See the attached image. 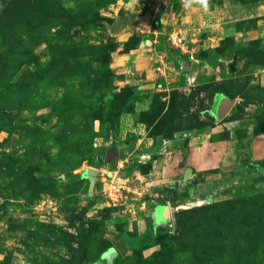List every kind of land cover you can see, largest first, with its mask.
<instances>
[{"label": "rangeland", "instance_id": "obj_1", "mask_svg": "<svg viewBox=\"0 0 264 264\" xmlns=\"http://www.w3.org/2000/svg\"><path fill=\"white\" fill-rule=\"evenodd\" d=\"M220 2L0 0V264H264V86L209 75L197 6ZM236 119L197 170V133Z\"/></svg>", "mask_w": 264, "mask_h": 264}, {"label": "crops", "instance_id": "obj_2", "mask_svg": "<svg viewBox=\"0 0 264 264\" xmlns=\"http://www.w3.org/2000/svg\"><path fill=\"white\" fill-rule=\"evenodd\" d=\"M197 20H199L197 24L201 26L197 30L198 33L202 34L203 31H206L210 51L215 52L212 53L213 58L219 61L215 68L214 65L210 64V76H215L216 81H222L241 72L243 76L250 78L254 76V78L261 79L264 86V65L248 64L243 57L217 53V49L229 39L233 41L234 45L241 46H249L253 42H257L261 46L260 49L264 51V0H221L219 5L213 4L210 8L201 4L197 6ZM199 35L197 41L201 42V36ZM236 58L239 62L233 68L232 64ZM218 99L227 100L228 98L223 94H219L215 102ZM241 123H244V119H236L232 123H222L220 121L216 123L215 127L197 133V140L200 142V148H197V170L200 171L212 165L213 167H221L229 161L232 156L231 142L235 140L233 139L235 138L234 135L230 134L229 140L217 142H212L211 137L222 133L224 130L231 133L233 128L243 127ZM248 132L249 135L250 131ZM198 141L197 143H199ZM252 141L254 142L251 147L253 158L260 160L264 157V135L254 137Z\"/></svg>", "mask_w": 264, "mask_h": 264}, {"label": "trees", "instance_id": "obj_3", "mask_svg": "<svg viewBox=\"0 0 264 264\" xmlns=\"http://www.w3.org/2000/svg\"><path fill=\"white\" fill-rule=\"evenodd\" d=\"M226 42V41H225ZM224 42V43H225ZM232 42V41H231ZM250 49V50H249ZM248 50L245 51V55L243 58H245L247 60L248 64H258V65H264V61L260 60L258 55L262 52L263 54V50L260 49V46L258 45L257 42H253L250 45V48ZM256 53V55H255ZM231 100H233L232 98H230ZM105 159H103L102 157H97L95 160V165L99 166L103 163H105Z\"/></svg>", "mask_w": 264, "mask_h": 264}, {"label": "water", "instance_id": "obj_4", "mask_svg": "<svg viewBox=\"0 0 264 264\" xmlns=\"http://www.w3.org/2000/svg\"><path fill=\"white\" fill-rule=\"evenodd\" d=\"M232 105H233V103L229 99H227L225 101V103H224V105L222 107V113H223L222 116L231 110ZM112 153H114L115 156L117 155V152H114L113 150H110L108 152V154H107V158H110V155H112ZM96 173L97 172H95L93 170H89V174H90V189H89V191L90 192H92L93 188H94ZM116 255H117L116 251H114V250L109 251L106 254V258H107V261H108L107 264H113V259H114V257H116Z\"/></svg>", "mask_w": 264, "mask_h": 264}, {"label": "built area", "instance_id": "obj_5", "mask_svg": "<svg viewBox=\"0 0 264 264\" xmlns=\"http://www.w3.org/2000/svg\"><path fill=\"white\" fill-rule=\"evenodd\" d=\"M171 39H172V43L177 47V48H180L183 52L185 53H188L190 54V57L192 59V54L193 52H191L185 42V39L180 37L179 35L177 34H173L171 36Z\"/></svg>", "mask_w": 264, "mask_h": 264}]
</instances>
